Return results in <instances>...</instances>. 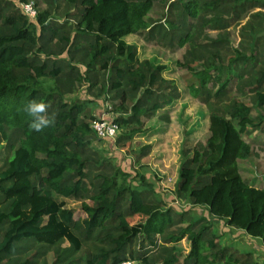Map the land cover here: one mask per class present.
I'll return each mask as SVG.
<instances>
[{
    "label": "trees",
    "instance_id": "obj_1",
    "mask_svg": "<svg viewBox=\"0 0 264 264\" xmlns=\"http://www.w3.org/2000/svg\"><path fill=\"white\" fill-rule=\"evenodd\" d=\"M42 1L31 21L20 4L35 0H0V146L12 154L0 170V264H47L37 258L51 250L55 264H250L220 248L204 218L162 200L144 173L105 156L89 108L105 93L119 127L111 141L132 148L156 118L170 123L167 109L182 94L165 66L142 60L124 39L188 46L178 65L196 80L188 90L210 114V136L181 151L175 200L264 245V188L248 184L239 164L253 154L245 137L264 134V12L252 14L264 0ZM157 2L167 5L164 21L149 18ZM247 17L234 48L229 29ZM81 88L91 100L73 99ZM33 99L57 113L39 132L23 110ZM184 239L191 248L181 263Z\"/></svg>",
    "mask_w": 264,
    "mask_h": 264
},
{
    "label": "rangeland",
    "instance_id": "obj_2",
    "mask_svg": "<svg viewBox=\"0 0 264 264\" xmlns=\"http://www.w3.org/2000/svg\"><path fill=\"white\" fill-rule=\"evenodd\" d=\"M40 11L46 9L42 0H35ZM167 5L163 2H157L151 11L149 18L152 21H164ZM264 12V9H257L253 13ZM251 18V17H250ZM249 17L245 18L241 25L233 26L229 29V40L234 48H237L240 42V29L248 22ZM206 33L211 38L217 37V32L206 29ZM128 44L135 45L139 50L142 60L148 59L157 65L166 67L165 77L175 80L181 90L182 98L175 105L167 109L170 115V123H162L156 118L147 126V134H141L134 137L132 148L127 146L119 149L114 146L113 141L105 140L100 147L105 151V156L112 158V162L135 176L141 172L154 184L159 197L166 201L168 205L176 210L188 211L198 218H204V224L211 227L216 234V240L219 247H227L229 253L239 261L250 264H264V245L259 239L249 236L246 232L230 227L225 222L216 220L209 212L202 207L192 206L185 202L176 201L175 189L179 178V169L181 164V151L195 146L197 143L205 144L210 136V114L207 108L197 99L189 94L188 86L196 82L193 75L178 62H183L184 55L189 48L176 47L174 49L165 48L155 42H148L144 36L134 35L127 38ZM73 99L91 100L86 95L85 89H79ZM106 94L99 97H93L94 104L89 108V112L97 119H106L113 121V114L107 112L110 110V102L107 101ZM166 114L164 111L160 115ZM253 115L257 111L253 109ZM246 141L252 146L253 154L247 160H240V170L245 181L253 187L264 188V134L254 133L250 137H245ZM151 146L149 154L137 161L142 149L145 146ZM132 149V153L131 150ZM12 154L7 153L4 145L0 146V170L4 169L7 161L11 159ZM69 207L80 208V203L68 201ZM79 210V209H77ZM4 231H0V242L3 240ZM66 242L62 248L69 247ZM191 244L184 239L178 245V256L182 263L190 252ZM90 251L85 248L79 255L83 260L89 258ZM35 250L31 253L35 256ZM40 263L44 261L47 264H55L56 257L54 251H50L45 256L37 258ZM81 264H85L84 262Z\"/></svg>",
    "mask_w": 264,
    "mask_h": 264
},
{
    "label": "built area",
    "instance_id": "obj_3",
    "mask_svg": "<svg viewBox=\"0 0 264 264\" xmlns=\"http://www.w3.org/2000/svg\"><path fill=\"white\" fill-rule=\"evenodd\" d=\"M22 13L31 21H35L38 16V8L35 2L20 4ZM92 128L98 138L102 140H114L119 132V127L113 121L98 119L93 122ZM122 264H133L131 261Z\"/></svg>",
    "mask_w": 264,
    "mask_h": 264
},
{
    "label": "clouds",
    "instance_id": "obj_4",
    "mask_svg": "<svg viewBox=\"0 0 264 264\" xmlns=\"http://www.w3.org/2000/svg\"><path fill=\"white\" fill-rule=\"evenodd\" d=\"M49 107L50 105L43 100L33 99L26 103L23 110L32 117L30 127L33 130L39 132L54 123L57 113L53 111L48 115Z\"/></svg>",
    "mask_w": 264,
    "mask_h": 264
},
{
    "label": "crops",
    "instance_id": "obj_5",
    "mask_svg": "<svg viewBox=\"0 0 264 264\" xmlns=\"http://www.w3.org/2000/svg\"><path fill=\"white\" fill-rule=\"evenodd\" d=\"M131 36H134V35H129V36H127L124 40L126 41L127 40V38H129V37H131Z\"/></svg>",
    "mask_w": 264,
    "mask_h": 264
}]
</instances>
